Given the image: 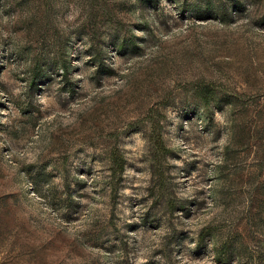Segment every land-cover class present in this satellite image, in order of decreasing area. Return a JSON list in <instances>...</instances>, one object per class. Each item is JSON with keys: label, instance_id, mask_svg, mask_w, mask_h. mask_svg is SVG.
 I'll return each instance as SVG.
<instances>
[{"label": "rangeland", "instance_id": "374dc122", "mask_svg": "<svg viewBox=\"0 0 264 264\" xmlns=\"http://www.w3.org/2000/svg\"><path fill=\"white\" fill-rule=\"evenodd\" d=\"M0 264H264V0H0Z\"/></svg>", "mask_w": 264, "mask_h": 264}, {"label": "trees", "instance_id": "16d2710c", "mask_svg": "<svg viewBox=\"0 0 264 264\" xmlns=\"http://www.w3.org/2000/svg\"><path fill=\"white\" fill-rule=\"evenodd\" d=\"M212 93H213V90L208 85H206L200 91V95L205 102L209 101L210 97L212 96ZM160 148L165 149L163 146V143L160 144ZM112 161H113L112 172L115 176L117 173H121L123 171V169H124V158L120 152L114 151V152H112ZM221 249L224 250L225 252H227V245L224 244L221 247Z\"/></svg>", "mask_w": 264, "mask_h": 264}]
</instances>
